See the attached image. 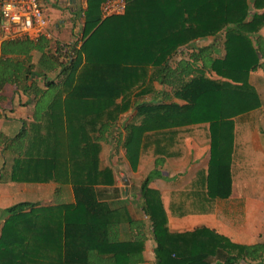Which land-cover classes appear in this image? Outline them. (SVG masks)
Segmentation results:
<instances>
[{"label": "trees", "instance_id": "16d2710c", "mask_svg": "<svg viewBox=\"0 0 264 264\" xmlns=\"http://www.w3.org/2000/svg\"><path fill=\"white\" fill-rule=\"evenodd\" d=\"M124 1L122 14L103 18L105 0H87L82 34L68 44L41 36L0 45V93L9 85L33 105L30 123L12 137L0 132V152L12 158L9 179L71 185L75 199L72 206L6 209L0 264H96L99 253L74 233L104 226L105 217L98 218L112 213L96 202L93 189L114 184V169H100L99 161L101 143L109 140L124 149L132 171L142 152L157 156L138 189L147 220H128L149 230L154 264H264V241L239 244L205 227L170 232L160 193L149 186L159 176L156 168L176 155L171 150L180 129L207 125L208 165L198 172L193 194L230 196L235 121L262 106L249 78L264 72V0ZM207 38H219L222 53L213 41L174 60ZM147 95L149 101H139ZM130 109L135 113L122 132L112 134ZM144 243L112 239L103 252L112 254L113 264L120 256L142 264Z\"/></svg>", "mask_w": 264, "mask_h": 264}, {"label": "crops", "instance_id": "0c3cea01", "mask_svg": "<svg viewBox=\"0 0 264 264\" xmlns=\"http://www.w3.org/2000/svg\"><path fill=\"white\" fill-rule=\"evenodd\" d=\"M86 1L39 0L49 18L47 32L44 36L46 40L58 41L63 44L76 40L77 36L70 39L67 35V29L77 25V22H75L77 19L80 20L82 29ZM76 13L79 14V18H76ZM81 34L80 30L79 35ZM211 39L214 41L213 38L196 40L189 50L184 49L183 53L176 56L186 58L192 48L197 49L208 46L213 42H211ZM3 41L0 37V45ZM36 56H38L37 53L32 54V61L33 57ZM54 76L55 73L49 74V77ZM249 82L251 84V77ZM32 110L33 105L29 103L27 96L16 93L14 88L9 85L5 86L0 93V132L8 137L15 135L23 123H30ZM134 113V110L130 109L122 115L112 129V134L121 133L122 123L131 118ZM203 126L207 125L180 129L171 150L176 155L165 158L162 165L156 168L159 176L154 177L149 184L150 188L160 193L169 231L181 233L205 227L239 244H253L264 241L260 238L262 234L260 228L264 225V195L259 198L250 193L249 197H246L245 194L237 192L233 184V176L231 194L225 200H209L207 197L203 198V196L193 194L198 172L207 169L209 138L207 131L197 133L190 130L194 127L203 128ZM237 146L234 131L232 162ZM149 155L146 160V154L142 152L137 169L132 171L125 158L124 149L120 146L116 147L111 140L101 143L100 169L106 167L114 169V184H94L93 189L96 202L107 205L108 210L112 213L109 215L104 214L98 218L100 222L105 217L104 226H101L100 222L99 227L96 225L95 229H91L89 232L83 229L74 233L79 237L81 243L89 245L88 247L92 253H99L97 255L99 260L96 261V264H113L112 254L103 252V249L111 245L112 239L116 242H126L132 238H144V251L142 253L144 262L142 264H154L155 244L151 239L149 230L143 227H132L128 222L129 219L136 223L147 220L141 211L138 189L142 179L155 169L154 160L157 156L151 155L150 152ZM204 157L205 160L203 161ZM147 164L148 168L146 169L145 165ZM11 167V156L3 155L0 152V229L6 219L5 210L15 204H35L36 210L39 208L50 209L57 205L72 206L75 204L71 185L58 186L53 182H13L9 179ZM130 175L135 179L131 180ZM123 178H126L127 185L123 182ZM193 205H200V208H193ZM40 214L43 215L41 211ZM113 220H116L117 223L114 228H112L111 223ZM106 226H108V229ZM98 245L102 252H99ZM94 246H98V249ZM82 262L84 261L82 260ZM118 262L119 264H127L124 256H120Z\"/></svg>", "mask_w": 264, "mask_h": 264}, {"label": "rangeland", "instance_id": "374dc122", "mask_svg": "<svg viewBox=\"0 0 264 264\" xmlns=\"http://www.w3.org/2000/svg\"><path fill=\"white\" fill-rule=\"evenodd\" d=\"M76 15V18H79V14L76 13ZM75 22H77V25L73 28L67 29V35L70 39L76 37L81 30L80 20L77 19ZM260 34L264 36V28L260 31ZM212 41L213 40L211 39V42ZM214 42L217 44L218 49L222 53L220 39L218 38ZM180 58L181 56H176L174 57V60H179ZM37 59L38 56L33 57L34 62H36ZM250 77L251 85L260 96L262 107L259 110L247 114L235 121V137L238 146L236 147L233 157L232 176L233 184L237 192L245 194L246 197H249V194L253 193L256 197L260 198L264 195V72L256 71L251 73ZM153 89L158 91L161 87L157 84H153ZM137 92L138 90H136V92L134 91V93ZM150 98L151 95H147L139 99V101H149ZM190 131L204 133L207 130L206 126H203V128H191ZM149 156V153H147L146 160ZM204 160L205 157L203 158V161ZM145 167L147 169L148 164L145 165ZM130 179L134 180L135 177L130 175ZM260 231L262 233V237L260 236V238L264 240V225H262Z\"/></svg>", "mask_w": 264, "mask_h": 264}, {"label": "built area", "instance_id": "2783aa9c", "mask_svg": "<svg viewBox=\"0 0 264 264\" xmlns=\"http://www.w3.org/2000/svg\"><path fill=\"white\" fill-rule=\"evenodd\" d=\"M124 0H105L102 17L120 15L125 10ZM0 33L4 41L37 40L45 36L49 19L39 0H0Z\"/></svg>", "mask_w": 264, "mask_h": 264}, {"label": "water", "instance_id": "95a60500", "mask_svg": "<svg viewBox=\"0 0 264 264\" xmlns=\"http://www.w3.org/2000/svg\"><path fill=\"white\" fill-rule=\"evenodd\" d=\"M122 180H123V182L125 183V185H127V184H128V182H127L126 178H123Z\"/></svg>", "mask_w": 264, "mask_h": 264}]
</instances>
